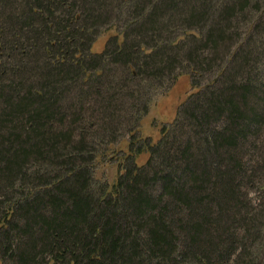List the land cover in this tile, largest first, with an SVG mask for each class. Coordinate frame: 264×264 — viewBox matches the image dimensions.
Returning a JSON list of instances; mask_svg holds the SVG:
<instances>
[{
  "label": "trees",
  "instance_id": "trees-1",
  "mask_svg": "<svg viewBox=\"0 0 264 264\" xmlns=\"http://www.w3.org/2000/svg\"><path fill=\"white\" fill-rule=\"evenodd\" d=\"M179 75L174 121L143 140L141 99L97 180L120 89ZM263 131L264 0H0V264H259Z\"/></svg>",
  "mask_w": 264,
  "mask_h": 264
},
{
  "label": "rangeland",
  "instance_id": "rangeland-1",
  "mask_svg": "<svg viewBox=\"0 0 264 264\" xmlns=\"http://www.w3.org/2000/svg\"><path fill=\"white\" fill-rule=\"evenodd\" d=\"M114 32L110 31H104L97 39L96 44L93 45V51L94 52H101L103 49L104 43L106 39L111 36ZM112 66V65H111ZM113 73V78L117 79L118 74L120 72ZM198 77V76H196ZM112 78V75L111 77ZM191 81L190 78L186 75H179L176 77L175 80H171L168 84H166L165 87L159 88H148L145 87L146 84H143L144 89H142L138 94L135 95L134 90L130 87L129 89H126L125 87H122L120 91L124 92L123 99L125 103L132 104L133 107L128 109V106L125 109V111L121 112V115L123 116V122L121 121L119 126L121 128V131L123 130L122 134L120 135L118 141L114 144V148L116 147L118 149L117 161H112L110 163H103L99 164L95 170V178L97 180L106 181L110 184H112L117 176H118V168L117 162L123 161L124 154H128V132L124 131L127 129L136 128L137 126V118L134 116L136 114L134 112V106L140 102L141 99H144V102H146V105H149L148 107V114L143 117V119L139 122L138 126L139 128V136L143 140L153 141L156 142L160 138V131L163 127H168L170 124L174 121L177 111L182 107V104L186 100V98L194 91V89L191 88L190 85ZM128 91V92H127ZM132 94V96H130ZM135 100H134V98ZM143 102V103H144ZM130 107V106H129ZM130 122V126H126L127 123ZM262 137L264 138V131L262 132ZM141 143H144V141H140ZM135 146H142L140 143H138ZM113 147V146H112ZM146 153H143L138 158V164L144 163L147 156ZM105 160H103L104 162ZM246 194H248V198L251 202V205L257 204L260 201V197H264V192L262 189L258 188V185L253 188H247L245 189ZM259 264H264V249L261 251V255L259 258Z\"/></svg>",
  "mask_w": 264,
  "mask_h": 264
}]
</instances>
